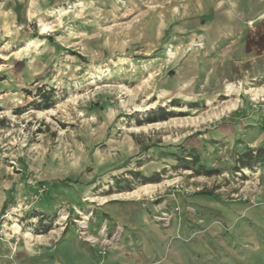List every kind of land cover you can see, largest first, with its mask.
<instances>
[{"label":"rangeland","instance_id":"rangeland-1","mask_svg":"<svg viewBox=\"0 0 264 264\" xmlns=\"http://www.w3.org/2000/svg\"><path fill=\"white\" fill-rule=\"evenodd\" d=\"M184 1L69 0L13 26L1 20L0 202L11 223L47 233L72 222L93 244L79 221L94 205L157 186L149 198L161 188L186 196L154 218L168 225L158 218L183 211L187 233L176 238L200 264H264V210L248 199L264 165L238 163L264 144V75L213 76L196 29L205 20ZM162 110L167 119L149 122ZM133 172L160 176L143 183ZM9 233L13 253L21 237L3 226L1 241ZM94 236L102 254L119 237L106 246Z\"/></svg>","mask_w":264,"mask_h":264},{"label":"crops","instance_id":"crops-1","mask_svg":"<svg viewBox=\"0 0 264 264\" xmlns=\"http://www.w3.org/2000/svg\"><path fill=\"white\" fill-rule=\"evenodd\" d=\"M69 0H0V25L13 26L21 19H30L44 10L55 8ZM194 2L185 7L193 10L205 22L197 34L213 59L211 74L221 81H241L242 76L256 79L264 75V0H185ZM207 4V5H205ZM207 19V20H206ZM2 20V21H1ZM196 48L195 51H200ZM258 185L249 188L250 208L264 210V167L254 174ZM132 196L121 193L107 198L92 208L94 228L98 235L106 225L107 235L122 226L118 239L102 254L98 245L90 244L77 235V226L69 222L65 228L55 227L47 233L23 229L11 223L4 213L5 198L0 202V228L19 233L20 239L12 253L14 237L10 233L0 239V264H200L203 258L189 252L188 243L176 235H185L183 211L171 218L168 225L155 220L163 211L185 206L186 196L176 195L174 189L159 190L157 199L149 194ZM147 195V196H146ZM250 212L254 211L249 209ZM180 218L182 220L180 221ZM179 220V221H178ZM259 221H261L259 219ZM89 222V230H90ZM18 227V231L15 230ZM13 255L10 258V255Z\"/></svg>","mask_w":264,"mask_h":264},{"label":"trees","instance_id":"trees-1","mask_svg":"<svg viewBox=\"0 0 264 264\" xmlns=\"http://www.w3.org/2000/svg\"><path fill=\"white\" fill-rule=\"evenodd\" d=\"M163 112L161 113V116L158 117L157 114H154V116H148L149 122H156L159 120H165L167 119L168 116V112H164V110H162ZM238 163H239V167L240 168H253L254 166L260 164V165H264V144L257 147L256 149L253 148H248L247 151H245L244 153H242L239 157H238ZM181 167V166H179ZM183 167V166H182ZM186 168H190V166H187ZM197 171H199L197 169ZM209 173H213V172H209ZM133 177L134 179H140L142 180L143 183H146L148 181H157L159 179L160 174H156L155 176L152 177H145L142 176V174H140V172H133ZM131 181L127 182V186H130ZM123 188V187H122Z\"/></svg>","mask_w":264,"mask_h":264},{"label":"bare ground","instance_id":"bare-ground-1","mask_svg":"<svg viewBox=\"0 0 264 264\" xmlns=\"http://www.w3.org/2000/svg\"><path fill=\"white\" fill-rule=\"evenodd\" d=\"M78 1H81V0H78ZM76 5H82V2L76 3ZM58 10H59L60 14L67 13L69 11L67 7H62V6L59 7ZM46 31H47V27L44 26L42 28V32L45 33ZM168 55L171 58H173L174 56H176V53H174L172 50H170ZM234 88H235V85L233 83H229L227 85V90L229 92L233 91ZM142 190L143 191H148L149 190V186L148 185H144V186H142V187L130 192L129 195H139L140 191H142ZM103 201H106V199L103 198ZM79 225H80V227H82L84 229H87L89 227V217H86L83 221H80ZM118 228H119V230H122V226H119ZM15 230L18 231V227H15ZM83 234L85 235V239H87V240H89V241H91L93 243H97L99 241V239L97 237H95L94 235H92V234H89V233H83ZM100 236L103 237V242H109V238L107 236V227H106V225L103 226V229L100 232ZM116 236L118 237L119 234H117ZM116 236L113 238V240L116 239Z\"/></svg>","mask_w":264,"mask_h":264},{"label":"built area","instance_id":"built-area-1","mask_svg":"<svg viewBox=\"0 0 264 264\" xmlns=\"http://www.w3.org/2000/svg\"><path fill=\"white\" fill-rule=\"evenodd\" d=\"M158 219H161V220H164L167 224H169V221H170V216L168 215V214H164L162 217H160V218H158ZM81 221H83V220H81ZM79 223H80V221H79ZM80 226V225H79ZM119 227V226H118ZM81 228V235H82V237L85 239V235L83 234V233H88L87 232V229H84V228H82V227H80ZM118 230H119V228H118ZM121 230H119V232H120ZM116 233L113 237H109L108 235V238H109V242H103V239H102V244H104V245H106V246H108V245H110L114 240H113V238L117 235V234H120V233ZM85 240H87V239H85ZM89 241V240H88ZM91 242V241H90ZM99 242V241H98ZM97 242V243H98ZM91 243H93V242H91ZM93 244H95V243H93Z\"/></svg>","mask_w":264,"mask_h":264}]
</instances>
